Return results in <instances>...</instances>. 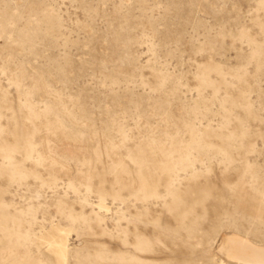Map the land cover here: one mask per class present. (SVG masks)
Segmentation results:
<instances>
[{"label": "rangeland", "instance_id": "obj_1", "mask_svg": "<svg viewBox=\"0 0 264 264\" xmlns=\"http://www.w3.org/2000/svg\"><path fill=\"white\" fill-rule=\"evenodd\" d=\"M234 233L264 246V0H0V264H236Z\"/></svg>", "mask_w": 264, "mask_h": 264}, {"label": "bare ground", "instance_id": "obj_2", "mask_svg": "<svg viewBox=\"0 0 264 264\" xmlns=\"http://www.w3.org/2000/svg\"><path fill=\"white\" fill-rule=\"evenodd\" d=\"M105 208L104 204L98 205L99 210ZM51 230L57 232L45 235L47 237H43L44 244L59 260L66 261L70 256L68 237L58 225H53ZM220 250L226 254L229 261L236 264H264V246L252 242L241 234L234 233L226 236ZM219 264L226 263L222 261Z\"/></svg>", "mask_w": 264, "mask_h": 264}]
</instances>
